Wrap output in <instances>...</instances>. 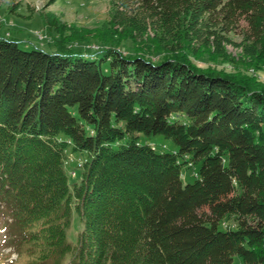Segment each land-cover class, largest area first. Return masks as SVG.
<instances>
[{"label":"trees","instance_id":"trees-1","mask_svg":"<svg viewBox=\"0 0 264 264\" xmlns=\"http://www.w3.org/2000/svg\"><path fill=\"white\" fill-rule=\"evenodd\" d=\"M116 1L264 49V0ZM262 130V92L177 58L23 49L0 35L1 237L26 264H264ZM68 146L84 154L73 183Z\"/></svg>","mask_w":264,"mask_h":264},{"label":"rangeland","instance_id":"rangeland-1","mask_svg":"<svg viewBox=\"0 0 264 264\" xmlns=\"http://www.w3.org/2000/svg\"><path fill=\"white\" fill-rule=\"evenodd\" d=\"M0 35L17 40L23 49L36 47L54 53L76 47L83 54L112 49L153 61L174 57L191 68L264 94V49L257 44L234 34L214 33L201 19L158 21L116 0H0ZM140 140L158 152L174 149L172 140L160 134H140ZM83 161V153L66 148L63 166L70 183L78 180ZM181 179L193 182V168H183ZM128 184L134 190L135 185ZM225 224L234 225L235 217L228 216ZM81 228L72 208L66 239L75 243ZM1 234L0 228V264H26L29 257H17Z\"/></svg>","mask_w":264,"mask_h":264}]
</instances>
